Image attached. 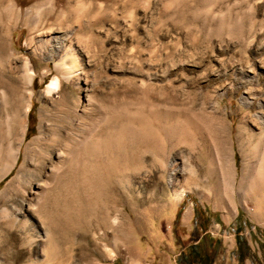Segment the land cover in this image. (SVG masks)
<instances>
[{
	"label": "rangeland",
	"instance_id": "obj_1",
	"mask_svg": "<svg viewBox=\"0 0 264 264\" xmlns=\"http://www.w3.org/2000/svg\"><path fill=\"white\" fill-rule=\"evenodd\" d=\"M78 1L85 4L84 10L74 8ZM12 4L13 18L8 24L11 59L27 60L35 72L24 91L22 105L28 104L29 110L25 114L17 111L20 125L26 127L18 146V163L26 142L38 135L40 112L58 109L64 94L67 105L77 103L79 108L88 99H107L190 110L192 118L197 113L205 115L223 129L238 182V129L244 136L256 133L261 129L258 115L264 117V49L256 53L257 45L264 42V0H12ZM249 23L254 29L262 26L258 29L262 31L246 45L236 33ZM38 34L45 41L67 35L63 44L73 49L82 68L78 80H62L56 58L48 59L47 50H37L50 46L35 43ZM246 75L260 78L257 84L245 85L241 77ZM55 77L60 86L47 95ZM28 90L31 99H27ZM245 96L250 98L247 106L242 100ZM6 97L8 101L0 94V170L9 161V145L14 143L7 132L12 95ZM191 137L193 145L179 143L174 148L178 169L174 186L160 184L156 166L145 171L129 187L140 195L130 196L137 203L115 210L112 201L108 203L109 213L116 218L109 220L106 231L96 228L98 218L91 215L80 217L73 231L64 227L58 238L60 254L51 264H176L178 254L192 244V230L198 236L205 231L219 239L214 264H238V252L247 255L241 264H264V187L245 200L235 193L231 202L220 203L208 194L207 184L193 182L179 201L175 199L173 189L185 188L189 177L185 164L189 161L202 169L201 156L215 146L203 129L192 130ZM16 173L14 168L0 180V193ZM198 178L207 180L201 173ZM34 192L31 186L30 193ZM12 206L23 215L29 208L25 203ZM29 221L42 230L40 219L30 216ZM117 224L119 232L113 227ZM236 233L244 239L247 251L236 247ZM43 246V240L36 239L35 252L40 257ZM0 255V264L9 261Z\"/></svg>",
	"mask_w": 264,
	"mask_h": 264
},
{
	"label": "bare ground",
	"instance_id": "obj_2",
	"mask_svg": "<svg viewBox=\"0 0 264 264\" xmlns=\"http://www.w3.org/2000/svg\"><path fill=\"white\" fill-rule=\"evenodd\" d=\"M84 5L78 1L74 8L84 10ZM0 6H3L0 9V94L7 101L6 95H12L13 113L7 132L14 137V145H9V161L0 170V180L12 169H17L16 175L5 183L0 193V253L9 259L5 264H51L61 251L59 233L64 227L73 231L80 217L85 215L98 218L96 228L106 231L109 220L116 218L109 213L108 203L112 201L113 210L119 205L137 203L130 196L140 195L134 194L129 187L133 180H140L144 172L154 166L159 171L160 184L166 182L168 186H174L178 172L174 148L179 143L190 145L192 130L203 129L213 138L215 146L209 147L206 155L201 156L202 169L197 170L189 161L185 164L189 177L185 188L173 189L177 201L193 182L207 184L210 188L208 194L220 203L231 202L235 193L245 200L264 187L263 116L258 115L261 129L256 133L244 136L245 133L238 129L241 165L236 182L227 139L222 138L223 129L214 120L198 113L196 119L192 118L190 110L178 111L137 101L119 104L107 99H88L79 108L77 103L67 105V98L61 94L58 109L50 113L40 112L38 135L26 142L22 162L18 163V146L26 134V127L20 125L21 114L29 110L28 104L22 105L24 91L31 85L35 72L25 59L12 61L8 42L12 0H0ZM259 28L262 26L254 29L249 23L248 27L236 30V34L248 45L251 38L262 31ZM42 37L38 34L35 43L42 46L48 42L50 46L37 50L40 53L47 50L48 59L56 58V70L62 80L67 83L78 80L82 68L73 49L63 44L67 35L52 36L48 38L50 41ZM263 49L264 42H261L256 53ZM241 78L245 85H250L260 77L246 75ZM60 83L55 77L46 94L57 90ZM141 85L143 87V83ZM26 95L31 99V91L28 90ZM242 100L246 106L250 104L249 97ZM198 173L207 176V180H200ZM31 186L35 187L34 193H30ZM125 194L129 197H124ZM14 203H25L29 208L23 215L12 206ZM30 216L40 219L42 230L29 221ZM113 227L119 232V224ZM36 239L44 242L41 257L35 252Z\"/></svg>",
	"mask_w": 264,
	"mask_h": 264
},
{
	"label": "trees",
	"instance_id": "obj_3",
	"mask_svg": "<svg viewBox=\"0 0 264 264\" xmlns=\"http://www.w3.org/2000/svg\"><path fill=\"white\" fill-rule=\"evenodd\" d=\"M181 206L176 213L175 220L179 218L181 213ZM195 217V214H194ZM195 220L199 219L197 217L194 218ZM206 219L202 220V225L205 223ZM238 233V232H237ZM236 233L234 237V242L236 247L245 248V241L241 236H238ZM192 237V244L186 246L184 250H182L177 258L176 264H214V259L217 254V250L220 245L219 239L212 238L209 234L205 231L200 235H196L195 231L192 230L191 232ZM247 248H245V251ZM246 254H241L238 252L236 256V260L238 264H241L243 259L246 257Z\"/></svg>",
	"mask_w": 264,
	"mask_h": 264
},
{
	"label": "crops",
	"instance_id": "obj_4",
	"mask_svg": "<svg viewBox=\"0 0 264 264\" xmlns=\"http://www.w3.org/2000/svg\"><path fill=\"white\" fill-rule=\"evenodd\" d=\"M182 218H184V216Z\"/></svg>",
	"mask_w": 264,
	"mask_h": 264
}]
</instances>
